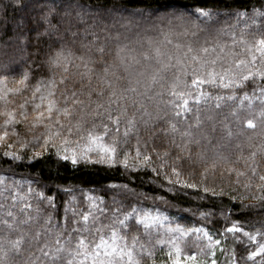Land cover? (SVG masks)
<instances>
[{
    "label": "snow or ice",
    "instance_id": "snow-or-ice-1",
    "mask_svg": "<svg viewBox=\"0 0 264 264\" xmlns=\"http://www.w3.org/2000/svg\"><path fill=\"white\" fill-rule=\"evenodd\" d=\"M15 2L25 10L24 17L18 25L15 40L4 41V46L0 47V145L5 148L3 157L20 161L25 158L20 153L33 148L37 150L27 156L29 160L51 153L73 165L83 161L85 164L151 168L157 177H162L171 186L197 189L210 194L209 198L239 199L242 209L256 207L255 204H243L246 194L264 203V132L255 145L251 143L252 137L247 138L249 151L246 156H237L235 162L221 151L219 143H212L217 139V126L224 133L218 140H224L227 148L228 141L244 134L243 124L248 129H256L254 119L243 120L234 109L227 116L221 114L219 120L207 115V127L198 114L196 121L185 127L183 118L191 111L189 98L199 104L209 93L176 90L181 86L199 85L240 89L249 80L260 78L264 82V36L253 37V42L249 43L242 34L237 39L233 31L232 45H245L243 50L247 58L228 60L226 57L235 53L225 52L229 47L227 43L221 44L218 39L211 42V37L203 42L199 40V35L209 27L207 21L221 23L216 18L217 11L204 7L165 13L169 20L167 31H161L162 38L141 42L129 40L128 34L133 28L139 29L141 21L158 14L159 8L129 12L126 6L115 2L109 6L106 0L103 3L100 0ZM126 12L127 16L124 15ZM226 15L239 18L244 13L229 11ZM223 27L231 30L230 24L225 23ZM137 45L141 51H137ZM20 62L26 68L18 79L10 82L7 73L16 71L13 64ZM217 64L221 66L219 71ZM189 76L192 77L190 85L187 84ZM157 87L160 91H156ZM254 92L259 93L258 98L264 105V86L256 84ZM165 96L169 99L165 100ZM177 98L181 102L178 103ZM234 98L235 94L227 96L229 101ZM222 99L224 97H216L217 101ZM241 99H249L247 93ZM216 108L219 109L220 104ZM256 116L264 128V107ZM16 125L24 126V138L15 130ZM233 127L237 131L234 132ZM11 137L15 139L9 143ZM133 137L135 142L130 147ZM157 140L165 146L164 150L152 147L149 151V142ZM15 145L18 148L14 151ZM235 147L243 153L239 143ZM153 157L156 167H152ZM238 162L243 163V168L235 166ZM221 164L228 165L221 171V176L227 172L235 179L217 191L215 179L209 180V172L214 173ZM30 184L28 192L32 193ZM13 187L9 184L5 188L7 196L0 192L5 200L0 209L7 208L9 200L12 207L25 200L19 190L11 191ZM240 187L244 193L237 192ZM63 191L70 193L73 189ZM36 195L51 211L45 212L38 204L35 215H23L32 208L31 203H23L19 214L9 209L0 217V230H6L0 237V264H13L10 257L20 256L26 242L32 247L31 241L26 240L28 233L24 228L41 219L43 235L53 236L54 246L39 245L34 253L29 252L30 258L25 259L24 264H156V244H167L171 264H218L212 257L222 241L214 239L206 228L168 225L167 230L173 235L168 240L161 238L153 242L151 229L161 224L159 214L152 215L147 211L141 214L129 205L132 210L125 211L123 219L101 223L103 217L98 218L91 211L72 209L68 216V201H65L64 216L61 217L54 196H46L42 191ZM121 196L126 197L127 193H121ZM89 208L94 209L95 204ZM104 211L119 217L118 209ZM220 214L224 215L223 210ZM202 215L208 218L215 212ZM130 217H134L136 225L143 226L149 237L145 243H139L135 235L129 243L128 235L121 233L120 229L130 232L135 227L129 225ZM69 223L75 227L69 228ZM13 232L19 234L15 239L8 238ZM189 233L202 234L198 239L207 244L200 248L199 255L211 259H197L198 253L193 251L181 260V244ZM227 233L234 234L232 239L235 241L243 243V237L251 242L255 250L247 252V259L260 256V264H264V224L250 232L234 221L218 234L225 237V243ZM40 236L38 230L35 239L39 241ZM45 248L51 251H45ZM221 250L226 253L227 264H238L235 251L228 252L223 247ZM173 256L176 258L172 259Z\"/></svg>",
    "mask_w": 264,
    "mask_h": 264
},
{
    "label": "trees",
    "instance_id": "trees-1",
    "mask_svg": "<svg viewBox=\"0 0 264 264\" xmlns=\"http://www.w3.org/2000/svg\"><path fill=\"white\" fill-rule=\"evenodd\" d=\"M22 2L27 4L30 0H22ZM100 2L103 3L105 0H100ZM106 2L109 6L114 2L122 4L127 7L129 12L151 10L152 8L160 9L158 14H154L147 21H141L139 29H132L131 33L128 34L131 41L140 40L144 42L149 38L154 42L159 41L162 38L161 31H167L169 17L165 16V13H171L173 10L183 11L184 8L193 7H204L206 10L217 11L219 13L216 18L221 23L212 24L211 21H207L209 27L206 32H202L199 35V40L203 42L205 39L211 37V42L218 39L221 44L227 43L229 47L225 49V52L235 53L234 56L230 55L226 57L228 60L242 57L247 58V53L243 50L245 45L240 43H237L235 46L232 45L233 31L236 32L237 39L242 34L249 43L253 42V37L259 39L264 36V7H262L264 0H106ZM165 4L170 5V7H163ZM255 10H259V12L256 13ZM229 11L233 14L239 11L244 13V15L239 18L233 15L230 18L226 15ZM24 14L25 10L15 0H0V47L4 46V41L15 40V36L19 30L18 25ZM124 15L127 16L128 13L126 12ZM249 17H252V20ZM201 19L204 18L202 17ZM253 20L255 23H253ZM225 23L231 25V30L223 27ZM141 50L139 45H137V51ZM224 66L226 67L227 64ZM13 67L16 68V71L7 73L10 82L14 78L18 79L20 77L21 71L26 68V65L20 62L18 64L14 63ZM220 67V64H217V71L220 70ZM191 79V76L187 78L188 85L191 84ZM169 80L171 81V78ZM256 84L264 86V82L260 78H257L256 81L249 80L246 82V86L240 89H225L211 85L178 87L176 89L178 92L195 93L203 91L209 93V96L202 99L199 104L189 98L188 107L191 111L183 118V126L186 127L189 124H193L199 114L201 120L205 122V127H207L208 122L205 120L207 115H213L219 120L221 114L227 116L230 111L235 109L243 120L254 119L257 124L256 129H248L247 125L243 124L241 128L244 134L228 141V146L225 148V141L218 140L224 133L217 126V139H214L212 143H219L221 151L229 155L233 162H235L236 157L239 155L246 156L249 151V140L247 138L252 137L251 143L255 145L259 143L260 134L264 132V128L261 127L260 121L256 116L261 107H264L258 98L259 93L254 92ZM9 86H11V83H9ZM156 91H160V88L157 87ZM245 93H247L249 99H241ZM233 94H235V98L231 101L227 100V96ZM217 96L224 97V99L217 101ZM164 99L167 100L169 97L165 96ZM177 102H181L179 98H177ZM249 102L251 103V107H249ZM217 104H220L219 109L216 108ZM0 123H2V118H0ZM225 123H228V121H225ZM15 130L20 133L21 138H24V126L16 125ZM232 130L235 132L237 128L233 127ZM141 135L143 136L144 134L141 133ZM14 139L15 137H11L8 142L12 143ZM134 142L135 138L133 137L130 147ZM237 143L242 146L243 153L235 147ZM152 147H156L161 151L165 148L159 140L154 143L150 141L148 150L150 151ZM17 148L18 145H15L12 150L15 151ZM4 150V146L0 145V192H3L4 196H7L8 192L5 191V188L9 184H13L14 187L11 191L16 192L19 190L25 196V200L17 203L15 207H12V203L9 200L7 208L0 209V217H3L4 212L9 209L19 214L20 206L23 203L32 204V208L23 215H35L38 204L41 208L45 209V212L51 211L47 207V203H41L40 197L36 195V193L41 191L46 196L55 197L54 203L61 217L64 216L65 201H68V216H71L72 209L78 212L91 211L98 218L103 217L100 221L101 223H110L117 218L123 219L125 211L131 212L132 209L129 206L131 205L141 214L145 211L150 212L152 215L159 214L161 224L151 229V239L153 242L161 238L168 240L173 235V233L167 230L168 225H171L173 228L177 224L185 228H206L213 234L214 239L222 241L221 247L215 248V256L212 257L217 260L218 264H227L226 253L221 250L222 247L227 249L228 252L235 251L238 264H254V262L255 264H260L261 262L260 256L255 257L254 260L247 259V252L254 251L255 247L246 238L242 237L243 243H241L232 239L234 234L227 233V242L225 243V237L218 235L234 221L243 225L245 230L250 232L262 227V224H264V203L254 200L250 194H246L243 204H255L256 207L247 210L239 207L241 204L239 199L230 201L228 197L209 198L210 194H204L197 189H181L179 185L171 186L162 177H157L156 172H153L151 168H126L124 165L85 164L83 161L77 165H73L71 161L65 162L51 153L35 160H29L27 156L33 150H37L33 148L20 153L25 157L24 159L12 161L11 158L2 156ZM156 166L157 162L155 161V157H153L152 167ZM235 166L243 168V163H235ZM227 167L228 165L221 164L214 173L212 171L209 172V180L215 179L217 191L221 187H226L230 180L235 179L234 176L230 177L227 172H224L223 176H221V171ZM173 179L175 178L173 177ZM29 182H31L30 186L34 190L32 193L28 192ZM68 188H72L73 191L70 193L63 191V189ZM244 191L242 187L237 189L238 193H244ZM124 192L127 193L126 197L121 196V193ZM72 197H75V199H72ZM122 199L124 200L123 204L120 203ZM114 200L115 203L113 202ZM0 204H5L3 196H0ZM91 204H95L94 209L89 208ZM213 206L215 207L213 208ZM105 209H118L119 217L111 211L105 214ZM213 210L215 215L208 218L202 215V213H208ZM222 210L224 215L220 214ZM23 215L21 218H23ZM55 220L56 217H54L53 222ZM61 222L63 223V221ZM90 223L91 221H89ZM128 223L129 225H135V227L130 232H125L123 229H120V231L122 234L128 235L129 243H131V236L133 235L137 237L138 242L141 244L148 241L149 237L145 233L143 226L136 225L134 217H130ZM68 227L72 228L75 226L69 223ZM42 229V219L34 224L25 226L24 231L28 233L26 240L31 241L32 247H29V244L26 242L20 256L10 257L13 264H24V260L30 258L29 252L34 253L35 248L39 245L47 243L54 246V237L44 236ZM38 230L41 231L39 241L35 239ZM4 231L6 230H0V237L4 235ZM18 234L13 232L8 238L15 239ZM201 235L200 233H189V236L181 244V260L184 259L185 254L190 255L193 251L198 253L197 259H211L210 257L199 255L200 248L207 244V241L198 239ZM73 246H75V241H73ZM45 251L51 250L45 248ZM154 251L156 253L154 257L156 264H171L167 255L169 252L167 244H156ZM175 258V256L172 257V259Z\"/></svg>",
    "mask_w": 264,
    "mask_h": 264
}]
</instances>
